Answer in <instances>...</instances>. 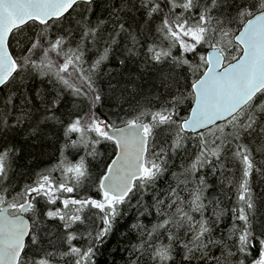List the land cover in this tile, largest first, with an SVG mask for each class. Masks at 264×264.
I'll return each instance as SVG.
<instances>
[{
  "label": "snow or ice",
  "instance_id": "1",
  "mask_svg": "<svg viewBox=\"0 0 264 264\" xmlns=\"http://www.w3.org/2000/svg\"><path fill=\"white\" fill-rule=\"evenodd\" d=\"M0 264H264V0H0Z\"/></svg>",
  "mask_w": 264,
  "mask_h": 264
},
{
  "label": "trees",
  "instance_id": "2",
  "mask_svg": "<svg viewBox=\"0 0 264 264\" xmlns=\"http://www.w3.org/2000/svg\"><path fill=\"white\" fill-rule=\"evenodd\" d=\"M112 246H113V247L115 246V242H114V241H113V243H112ZM105 258L108 259L109 261H111L112 256L106 254Z\"/></svg>",
  "mask_w": 264,
  "mask_h": 264
}]
</instances>
